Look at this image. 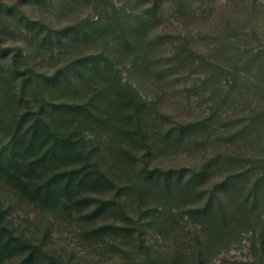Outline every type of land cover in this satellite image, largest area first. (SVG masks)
I'll return each instance as SVG.
<instances>
[{
	"label": "rangeland",
	"instance_id": "obj_1",
	"mask_svg": "<svg viewBox=\"0 0 264 264\" xmlns=\"http://www.w3.org/2000/svg\"><path fill=\"white\" fill-rule=\"evenodd\" d=\"M13 56L37 85L58 75L40 97L93 114L73 130L86 162L53 171L96 164L111 182L83 195L119 201L91 218L98 202L40 208L0 181L15 236L68 264H264V0H0V89L14 92ZM2 102L9 120L19 108ZM164 172L169 192L149 178ZM112 225L126 231L90 232Z\"/></svg>",
	"mask_w": 264,
	"mask_h": 264
},
{
	"label": "trees",
	"instance_id": "obj_2",
	"mask_svg": "<svg viewBox=\"0 0 264 264\" xmlns=\"http://www.w3.org/2000/svg\"><path fill=\"white\" fill-rule=\"evenodd\" d=\"M48 37L49 35L46 36ZM92 59L82 60V69L76 70L77 73L84 71L91 63L94 65ZM12 60V72L15 76H21V80L14 92L10 86L12 81H7V84L2 83L0 93L5 97L0 100L3 101L2 104L7 103L11 105L10 107L19 109L9 120H6L4 113L2 114L4 107L1 106L0 109V126L2 127L0 132L9 136L0 143V181L15 189L21 198L40 208L58 209L70 214L73 210L79 213L86 206L89 207L91 202H98V205L87 214L91 218L104 210H113V206L119 210V201L116 197L111 200H96L91 196L83 195L84 189L111 182V179L106 177L96 164H84L80 168L71 167L61 172L53 171L58 163L86 160V154L80 146L82 142L74 139L73 130L82 120L89 122L93 117L92 112L87 108L88 104L79 106L56 104L51 103L44 96L40 97L37 89L41 85H45L46 88L54 87L59 83L58 75L52 73L49 76H43L45 78L43 84L41 82L37 85V82H32V71L24 70L20 73L15 56ZM130 91L133 93L132 89ZM26 93L31 94V99H25ZM125 93L131 99H135L132 97L134 93L130 94L129 91ZM156 172L160 171H151L146 163L143 164L142 173L147 178ZM149 178L156 182L153 185L163 188L165 192L171 191L170 188L178 183L176 173L164 172ZM106 230L126 231L122 227L112 225L101 226L90 232L92 235H97ZM261 246L264 248V243ZM0 264L68 263L41 246L15 236L0 210ZM118 264H150V260L144 262L132 260Z\"/></svg>",
	"mask_w": 264,
	"mask_h": 264
}]
</instances>
